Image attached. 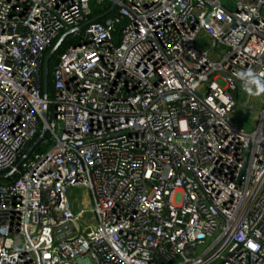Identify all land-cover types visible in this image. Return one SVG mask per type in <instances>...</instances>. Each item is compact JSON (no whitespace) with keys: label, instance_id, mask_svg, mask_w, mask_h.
Here are the masks:
<instances>
[{"label":"built area","instance_id":"2783aa9c","mask_svg":"<svg viewBox=\"0 0 264 264\" xmlns=\"http://www.w3.org/2000/svg\"><path fill=\"white\" fill-rule=\"evenodd\" d=\"M9 170L0 264H264V0H0Z\"/></svg>","mask_w":264,"mask_h":264},{"label":"rangeland","instance_id":"374dc122","mask_svg":"<svg viewBox=\"0 0 264 264\" xmlns=\"http://www.w3.org/2000/svg\"><path fill=\"white\" fill-rule=\"evenodd\" d=\"M238 100V105L231 115V120L235 124L249 130L254 127L253 114L261 107L259 91L256 89H243L238 94Z\"/></svg>","mask_w":264,"mask_h":264},{"label":"water","instance_id":"95a60500","mask_svg":"<svg viewBox=\"0 0 264 264\" xmlns=\"http://www.w3.org/2000/svg\"><path fill=\"white\" fill-rule=\"evenodd\" d=\"M115 1H112L110 3V5L108 6L107 10L97 16H94L92 18H90L88 21H94L98 18H101L102 16L106 15L109 11H111L114 7ZM63 39V36H60L55 42L54 44L50 47V49L47 51V53L45 54L43 61H42V67H41V78H42V82H41V87H42V95H45L46 92V84H47V75H48V68H47V62L49 57L54 53V51L57 49V47L60 45L61 41ZM42 116L45 117V108H43L42 111ZM45 130L42 127L40 130V133L38 134V136L33 140V142L26 148V150L24 151V153L19 157V159L17 160V162L15 163L14 167H18L19 164L22 162V160L29 154V152L32 150V148L36 145V143L41 139V137L43 136ZM13 172V170H9L6 173L0 174V179L6 178L9 175H11Z\"/></svg>","mask_w":264,"mask_h":264},{"label":"trees","instance_id":"16d2710c","mask_svg":"<svg viewBox=\"0 0 264 264\" xmlns=\"http://www.w3.org/2000/svg\"><path fill=\"white\" fill-rule=\"evenodd\" d=\"M105 10H106L105 6H103L101 8L100 7L99 8L92 7L90 18L103 13V11H105ZM107 15L110 16L111 14H107ZM100 20H102V17L96 19V21H100ZM123 24H124V20L121 18V19L117 20V22H114L113 25H112L111 40H112V42L114 44H116L118 42L119 31H120V28L122 27ZM57 38L58 37H56L52 41L50 46L45 49L44 54H43V58H44L45 54L47 53V51L50 49V47L57 40ZM67 43H68L67 41L62 40L60 45L57 47V49L54 51V53L48 59V62H47L48 75H47V84H46V96L47 97H51L52 96V82H51V77H50V74H49L50 68H51L52 65H54L56 63L58 54L63 50V48L66 46ZM41 67H42V64H41ZM44 137H45V135H44ZM36 148H37V146L35 147V149Z\"/></svg>","mask_w":264,"mask_h":264}]
</instances>
